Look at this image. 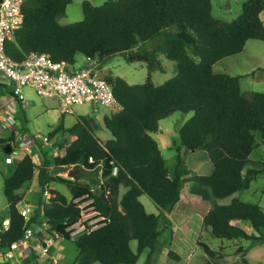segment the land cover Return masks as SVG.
<instances>
[{
  "label": "trees",
  "instance_id": "16d2710c",
  "mask_svg": "<svg viewBox=\"0 0 264 264\" xmlns=\"http://www.w3.org/2000/svg\"><path fill=\"white\" fill-rule=\"evenodd\" d=\"M71 2L24 0L22 24L14 39L6 42V53L19 61L30 51L46 52L54 60L70 64L77 62L78 54L97 59L100 67L120 54L129 64L144 65L148 74L138 83H129L117 74H101L122 106L103 117L111 134L107 140L95 134L87 116L77 115L70 127L60 121L48 132L50 137L67 133L73 138L55 140V146L65 145L63 155L53 157L42 149L39 166L27 154L13 157L12 170L3 176L7 210L0 223L8 218L9 224L0 232V253L23 237L25 229L37 222L36 216H43L54 236L75 244L78 264H136L146 250L145 264H149L158 249L162 226L170 224L169 214L180 201L183 182H192L191 192L212 202L202 219L207 234L264 244L261 205L237 197L226 204L217 202L248 188L264 171V162L250 158L254 148L264 144V92L242 91L239 75L213 69L218 60L241 52L248 40H264L260 16L264 0H245L241 12L230 21L213 16L212 0H104L101 4L83 0V18L61 24ZM161 55L173 61L174 74L154 84L151 72L164 70ZM174 111L192 115L179 128L184 151L177 147L176 161L170 167L151 132ZM17 115L24 127L28 122L25 103L18 98ZM11 140L0 136V145L12 149ZM186 150L206 151L212 171L194 174L186 163ZM52 164L77 171L75 179L57 177L67 185L71 199L50 189L48 200L41 201L36 215L26 219L18 208L23 198L18 190L33 180L38 169L37 182L44 191ZM86 177L87 181H81ZM122 187L125 190L120 193ZM85 194L94 197L105 223L71 235L67 228L81 217L74 199ZM144 194L155 204V212L146 210L140 200ZM197 243L209 257L219 252L202 239ZM218 249L224 247L220 244ZM246 250L239 247V252ZM168 256L182 259L174 250ZM241 264L251 263L242 256Z\"/></svg>",
  "mask_w": 264,
  "mask_h": 264
},
{
  "label": "rangeland",
  "instance_id": "374dc122",
  "mask_svg": "<svg viewBox=\"0 0 264 264\" xmlns=\"http://www.w3.org/2000/svg\"><path fill=\"white\" fill-rule=\"evenodd\" d=\"M82 1L72 0L66 8L64 16L60 18V22L70 23L81 20L83 18ZM90 1L94 4H101L104 0ZM244 1L212 0V14L221 20L230 21L241 12ZM85 59L84 56L76 55L78 65L85 62ZM161 60L164 70H153L151 72V80L154 84H161L174 74L173 61L167 59L164 55H161ZM213 69L216 72L225 71L232 75H239L242 91L264 92V40H248L241 52L218 60L213 65ZM99 74H117L124 77L129 83H138L146 79L148 71L142 64L127 63L123 55L119 54L105 62L99 69ZM1 78L3 77L0 75ZM13 90L15 88L10 85L8 79L3 78L0 81V106L10 100V93H14ZM15 93L17 92L15 91ZM22 94L25 101V113L29 121L25 125L29 131H35V133L44 135L50 129L55 128L60 121H62L65 127H70L75 122L77 115H84L89 117L95 134L102 141L111 137L110 132L105 128L103 123V115L109 111L106 108L100 107L98 113H93L91 108L85 104H73L71 105L72 112L61 114L56 98L40 97L35 89L30 86L22 87ZM13 104L17 106L14 100ZM191 115L192 112L184 113L174 111L161 119L157 131L151 132V135L158 141L162 155L170 167L176 161L178 153L177 147H182L184 151L179 137V128ZM0 117L3 119L4 114H0ZM18 118L20 119V117ZM17 124L20 126L19 122ZM2 134H7V132L2 131ZM56 137L58 141L65 139L68 142L72 140L71 137L67 136V133H60ZM255 154H252L251 157L254 158ZM20 156H22L21 152H14L13 157L17 158ZM185 158L188 167L193 170L194 174H209L212 171V162L204 150H186ZM12 159H5L4 148L0 145V216L5 215L7 210V200L3 193V176L8 175L12 170L14 166ZM37 171L38 169L33 180L26 184L25 188L20 191L23 198L18 203V208L24 206L26 203L35 204L39 207L41 201L48 200L50 189H56L64 193L68 199H71L67 185L60 182L57 177L75 179L77 171L72 166L59 167L58 165L52 164L49 168L44 191L38 185ZM99 175L100 172H98ZM87 179V177L81 178V181H87ZM192 186V182L182 183V198L179 204L169 214L171 219L170 224L168 226L162 224L160 243L158 249L153 253L149 264H241L242 256L251 264H264V244L256 243L252 245L248 239L222 240L221 238L212 237L202 230L203 216L207 212L206 209L212 207V202L203 200L201 197L193 194L191 192ZM263 188L264 174L258 173L248 188L237 192V198L257 203L264 208ZM124 190L122 187L120 193ZM230 199L231 196H227L217 199V202L226 204L230 202ZM140 200L144 203L147 211H156L155 204L147 195H141ZM34 215H36V212H32V216ZM36 219L37 222L30 225L34 235L28 241V244L30 243L35 246V251L29 248L28 254L31 256L35 252L36 254L38 253V258L34 259L32 264H52L51 256L58 258L57 264H78L74 260L77 254L75 244L70 240H64L62 237H60V240L56 238L53 234L54 231H51L49 226L43 221V216L41 218L36 216ZM245 227H248V225L246 224ZM198 239L204 240L219 252L214 257H209L197 243ZM45 242L49 245V252L41 254ZM131 244L135 248L136 241L133 240ZM220 244L224 249H218ZM240 246L247 247L248 250L239 252ZM170 250H174L180 254L182 259L180 261L171 259L168 256ZM147 252L146 250L140 255L136 264H145ZM92 264L100 263L94 262Z\"/></svg>",
  "mask_w": 264,
  "mask_h": 264
},
{
  "label": "built area",
  "instance_id": "2783aa9c",
  "mask_svg": "<svg viewBox=\"0 0 264 264\" xmlns=\"http://www.w3.org/2000/svg\"><path fill=\"white\" fill-rule=\"evenodd\" d=\"M23 2L24 0H0V75L8 79L10 85L15 88L14 93L17 92L10 93V100L13 99L16 105L17 98L25 103L22 87L30 86L40 97L56 98L60 113L72 112L73 104H85L93 113H98L100 107L106 108L109 111L103 117L120 110L122 106L114 95L112 85L99 74L101 67L97 59L86 58L85 62L78 65L77 62L70 64L54 60L46 52L30 51L22 60L16 61L6 53V42L14 39L15 30L22 24ZM10 100L2 105L4 118L0 120V136L12 137L10 144L12 149L5 151V159L11 160L14 152H21L29 155L35 165L39 166L44 156L42 149L48 150L53 157L63 155L65 145L60 148L55 146V138L50 137L48 132L42 135L17 124L19 122L17 106ZM2 131L7 134H2ZM88 160L93 161V157L89 156ZM116 171L115 166L113 172ZM74 201L79 205L81 217L67 228L71 235L89 232L105 223L104 216L94 205L93 196L88 197L85 194ZM32 209L31 205L19 207V211L26 219L31 217ZM8 224L9 219H3L0 223V232L4 231ZM33 235L32 228H26L23 237L12 242L9 249L0 253V256L13 258L14 250L21 244L27 245ZM48 251L49 245L45 242L41 254ZM51 260L52 264L58 263L56 256H51Z\"/></svg>",
  "mask_w": 264,
  "mask_h": 264
},
{
  "label": "crops",
  "instance_id": "0c3cea01",
  "mask_svg": "<svg viewBox=\"0 0 264 264\" xmlns=\"http://www.w3.org/2000/svg\"><path fill=\"white\" fill-rule=\"evenodd\" d=\"M260 16H261V18H262V20H263V22H264V10H262V12L260 13ZM61 24H67V23H64V22H60ZM219 72H225V71H219ZM227 73V72H226ZM4 114V112H3V109H2V106H0V114ZM61 114H64V113H61ZM0 119H2V117H0ZM88 119H89V117H88ZM95 119V118H94ZM90 121V120H89ZM161 121V120H160ZM160 121H159V123H160ZM19 122H20V124L22 125V122H21V120L19 119ZM29 122V121H28ZM91 123V122H90ZM23 126V125H22ZM26 126V125H25ZM24 126V127H25ZM27 127V126H26ZM28 128V127H27ZM50 130H52V129H50ZM53 138H55V139H57L58 140V138L55 136V137H53ZM73 139V138H72ZM158 142V141H157ZM159 144V143H158ZM254 153H256L255 154V157L254 158H252L251 157V155L252 154H254ZM64 154V153H63ZM252 154L250 155V158L252 159V160H258V161H262V162H264V144H261V143H259L255 148H254V150H253V152H252ZM165 159V158H164ZM166 161V160H165ZM213 169V168H212ZM259 174H264V171L263 172H261V173H259ZM256 177V176H255ZM23 188H25V186L24 187H22L21 189H19L18 191H21ZM50 194V193H49ZM50 196H51V194H50ZM231 196V199L233 198V197H237V192H235L234 194H232V195H230ZM182 198V197H181ZM181 198H180V200H181ZM231 199H230V201H231ZM47 201V200H46ZM180 202V201H179ZM179 202L176 204V206L179 204ZM25 205H31L32 207H33V209H32V211H31V214H32V212H34L35 211V208H36V205L35 204H29V203H26ZM24 205V206H25ZM211 208V207H210ZM210 208H207L206 209V211H208ZM239 225H243V226H245L246 224H243V223H239ZM44 234V233H43ZM48 234V233H47ZM49 235V234H48ZM56 238H59V240H60V237H56ZM55 240V239H54ZM32 249L33 251H35V246H33L32 244H27V245H23V244H21V245H19L16 249H15V251H14V257L13 258H11V259H8V258H4V257H1L0 256V264H32V262L34 261V259H36V258H38V253L36 254V252H35V254H33V255H29L28 253V249ZM30 258H31V260H30Z\"/></svg>",
  "mask_w": 264,
  "mask_h": 264
},
{
  "label": "water",
  "instance_id": "95a60500",
  "mask_svg": "<svg viewBox=\"0 0 264 264\" xmlns=\"http://www.w3.org/2000/svg\"><path fill=\"white\" fill-rule=\"evenodd\" d=\"M4 150L9 151L10 150L9 146H7Z\"/></svg>",
  "mask_w": 264,
  "mask_h": 264
},
{
  "label": "bare ground",
  "instance_id": "6f19581e",
  "mask_svg": "<svg viewBox=\"0 0 264 264\" xmlns=\"http://www.w3.org/2000/svg\"><path fill=\"white\" fill-rule=\"evenodd\" d=\"M165 261V260H164Z\"/></svg>",
  "mask_w": 264,
  "mask_h": 264
}]
</instances>
